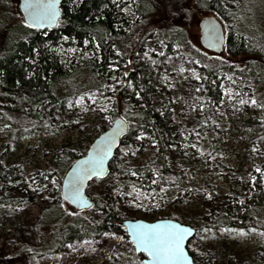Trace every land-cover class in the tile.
I'll return each mask as SVG.
<instances>
[{"label":"rangeland","instance_id":"1","mask_svg":"<svg viewBox=\"0 0 264 264\" xmlns=\"http://www.w3.org/2000/svg\"><path fill=\"white\" fill-rule=\"evenodd\" d=\"M182 1L181 19H184L179 23L187 30L189 42L220 61L231 60L225 51L212 53L200 44L198 21L204 15L215 14L209 11L201 14L193 10L192 0ZM224 1L231 7L240 3V0ZM2 5L11 13L7 28L12 21H23L18 0H0V17L4 13ZM130 9V5L125 8L127 15ZM249 12L246 25H264V5H252ZM219 20L226 34L233 19ZM260 26L264 33V27ZM21 31V27L0 31V49ZM82 51L75 47L59 50L66 63L71 58L77 61L88 55V51ZM186 52L176 43L165 46L152 34L140 52L120 64L117 59L109 61L103 72L106 77L103 89L67 97L52 116L40 123L19 115H2L0 111V196L13 200L0 202V264H144L146 255L136 252L123 226L95 238L64 243L52 252L47 250L51 234L46 223L37 230L45 207L60 200L64 210H74L58 192L71 164L58 176L55 151L67 147L83 156L92 141L111 126L113 95L121 88L131 101V109L141 108L149 100L162 116L172 136L169 170L158 176L152 167V179L157 183L152 180L151 186L131 181L123 184L126 179L137 177L132 175L134 167L145 163L153 149L151 137L138 133L120 144L111 171L92 179L86 193L92 199L104 200L108 209L124 216L123 220L170 218L192 226L195 233L187 247L197 264H264L262 232L250 228L216 231L203 220L211 206V200L206 198L211 192L215 203L243 201L246 195L264 197V109L258 103L260 98L264 99V84L257 87L245 76L224 71L219 77V92L211 94L212 105L205 120L198 98L202 65ZM133 62L149 65L146 71L151 73L153 84L146 97L135 91L132 80L125 81L117 72L119 66L128 69ZM137 136L142 138L137 140ZM203 192L206 197L200 195ZM89 213L97 218L103 212Z\"/></svg>","mask_w":264,"mask_h":264},{"label":"trees","instance_id":"2","mask_svg":"<svg viewBox=\"0 0 264 264\" xmlns=\"http://www.w3.org/2000/svg\"><path fill=\"white\" fill-rule=\"evenodd\" d=\"M182 3V0H116L115 3L113 0H77L74 4L72 0H62L58 24L47 29L29 28L24 20L12 21L7 28L11 13L7 6L2 5L4 13L0 17V31L22 28L11 43L0 49L2 115H19L32 123H40L43 118L52 116L67 97L88 90L103 89L106 81L103 72L109 61L117 59L120 64L140 52L152 34H156L165 46L176 43L187 50V54L199 59L202 65V85L198 98L202 101L205 120L208 119L212 105L211 94L219 92V77L224 71L245 76L257 87L263 86L264 33L260 25H264L253 23L248 26L245 22L250 15L249 8L252 5H264V0H240L236 7L228 6L224 0H192L194 11L201 14L213 12L219 19L226 21L233 19L227 25L224 47L227 57L232 61H220L189 42L187 30L179 23L184 19H181L184 10ZM128 5L131 6V13L127 15L122 9ZM65 36L67 40L63 39ZM63 47L80 48L81 51H88V55L77 61L71 58L66 63L59 52ZM148 66L143 62H133L128 69L119 66L117 72L122 74L125 81L132 80L135 91L146 97L153 84L151 73L146 71ZM113 99L111 118H124L128 122V131L120 140L107 174L114 166L120 144L138 133L146 134L153 140V149L145 163L134 167L137 177L128 178L123 184L131 181L151 186L152 167L158 176L169 170L172 136L162 116L153 109L149 100H145L143 107L131 109V101L124 96L122 88L113 95ZM258 103L264 109V99L260 98ZM262 150L264 152V144ZM80 156V151L67 147L55 151L53 159L58 176ZM58 192L61 197V192ZM200 195L206 197L204 192ZM206 198L211 200V206L203 220L213 230L250 228L264 234V197L254 195L249 198L246 195L243 201L235 199L215 203L211 192ZM93 200V205L84 210L73 207L74 210L66 211L60 200L44 208L37 230L45 223L48 226L51 235L46 245L49 252L73 240L95 238L109 230L122 229L124 216L108 209L104 200L97 197H93ZM0 202L12 203L13 200L0 196ZM92 210H101L103 213L96 218L89 213Z\"/></svg>","mask_w":264,"mask_h":264},{"label":"snow or ice","instance_id":"3","mask_svg":"<svg viewBox=\"0 0 264 264\" xmlns=\"http://www.w3.org/2000/svg\"><path fill=\"white\" fill-rule=\"evenodd\" d=\"M58 2L59 0H25V12L31 21L26 26L38 29L45 24L50 25L56 22L59 15ZM72 2L75 4L77 0H72ZM115 2L116 0H113V3ZM63 39L67 40L68 37L65 36ZM209 40L212 46H217L223 40V36L217 34L215 25L209 29ZM68 51H75V49H68ZM117 54L120 55V53ZM160 54L163 55V53ZM147 55L145 53V56ZM193 75L195 76V73ZM196 78L199 79V77ZM241 103H245V101L242 100ZM252 103L255 104L256 101L253 100ZM127 126L128 123L121 118L111 136L102 137L96 147L89 152V155L79 162L78 167L73 170L72 175L68 177L64 185L63 197L65 200H71L77 206L83 205L81 188L84 180L93 177L102 178L104 160L112 150L115 137L117 134H122ZM141 138L142 136L136 137L137 140ZM256 171L259 172L260 169L257 168ZM136 174V172H132V175ZM152 182L157 183L155 180ZM161 191L164 189L161 188ZM130 228L132 229L130 235L133 238V243L147 255L149 264H192L185 252V239L191 235V228L167 220L157 223L137 222L130 225ZM206 231H210V229H206Z\"/></svg>","mask_w":264,"mask_h":264},{"label":"water","instance_id":"4","mask_svg":"<svg viewBox=\"0 0 264 264\" xmlns=\"http://www.w3.org/2000/svg\"><path fill=\"white\" fill-rule=\"evenodd\" d=\"M61 1L62 0H59L58 4H57V8L59 10V15H58V18L56 20V22L52 23V24H45L43 26H41L40 28L38 29H47V28H53L55 27L57 24H58V21L60 19V16H61V10H60V4H61ZM18 7H19V11L23 17V20L24 22L27 24V23H31V21L28 19V14L25 12V0H18ZM212 25H215V29H216V32L217 34L219 35H222L223 36V40L222 42H220L217 46H212L210 44V40H209V29L211 28ZM198 26H199V41H200V44L203 48L209 50L210 52L212 53H222L224 51V47H225V40H226V34H225V31H224V27H223V24L221 23V21L213 14H210V15H204L202 16L199 21H198ZM35 28V27H33ZM37 29V28H36ZM121 116H118L116 118H114L112 124L110 127H108L107 129H105L103 132H101L93 141L92 143L89 145L86 153L83 155V156H80L78 157L77 159H75L71 165L69 166V168L67 169V171L65 172L63 178H62V181H61V187H60V190H61V196L62 198L64 199L63 197V192H64V185L68 179V177H70L73 173V170L76 169L79 165V162L83 159H85L88 155H89V152L94 149L96 147V145L98 144V142L100 141V139L104 136H111L113 130L117 127V124L120 122L121 120ZM123 120L125 122H127L124 118ZM128 123V122H127ZM128 131V126L124 128V131L122 134H117L116 137H115V142L112 146V150L111 152L109 153L108 157L104 160V165H103V169H104V174L102 177H104L108 171V167H109V163L111 162V160L113 159L114 155H115V152H116V149L120 143V140L122 138L123 135H125ZM96 177H93L92 179H94ZM92 179H85L84 182H83V185H82V188H81V197H82V200H83V205L82 206H77V204L73 203L71 200H65L68 204H70L72 207H74L76 210H84V209H89L92 205H93V199L86 193V188L88 186V183L92 180ZM162 220H167V221H170V222H173V223H179L181 224L182 226H185V227H189L192 229V233L191 235L187 236L186 239H185V252L186 254L188 255L189 257V260L192 262V264H197L194 262V259L192 257V255L190 254L189 250H188V241L191 239V237L194 235L195 233V229L188 225V224H183V223H180L174 219H170V218H160V219H156L154 221H146V220H143V219H130V218H127V219H124L122 221V226L125 228L126 230V233L128 235V238H129V241L132 243V245L134 246L135 250L137 253H143L145 254L142 250L138 249L135 245V243H133V238L132 236L130 235L132 229L130 228V225H133L137 222H143V223H157V222H160ZM146 255V254H145ZM143 263L144 264H149V261H148V257L147 255L143 258Z\"/></svg>","mask_w":264,"mask_h":264}]
</instances>
